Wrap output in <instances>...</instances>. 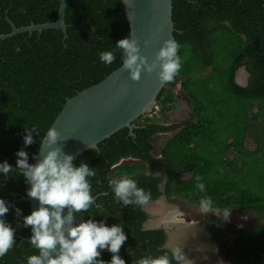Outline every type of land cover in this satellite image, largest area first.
Returning a JSON list of instances; mask_svg holds the SVG:
<instances>
[{
	"label": "trees",
	"instance_id": "1",
	"mask_svg": "<svg viewBox=\"0 0 264 264\" xmlns=\"http://www.w3.org/2000/svg\"><path fill=\"white\" fill-rule=\"evenodd\" d=\"M60 5L61 0H0V35L12 33L13 24L53 23ZM173 20L182 68L159 95L157 112L172 110L174 89L181 83L192 104L191 117L166 126L142 116L135 137L123 129L74 160V166L83 162L96 172L88 178L96 200L88 211L76 213V222L91 218L109 227L122 225L127 240L119 256L125 264L164 254L166 230H145L150 216L143 207H124L114 198L109 181L128 176L151 193L150 202L165 194L200 205L201 197L208 196L216 213L254 214L259 223L238 234L230 264H264V0H174ZM66 24V32L48 29L0 39V163L16 168L15 153L21 149L34 163L41 138L67 101L122 66L115 45L131 31L123 0H71ZM102 51H113L116 60L102 63ZM242 68L249 74L247 86L236 82ZM25 128H36L29 146L23 141ZM173 132L156 157L151 140ZM251 137L255 149L247 147ZM197 175L205 185L203 193L196 188ZM164 180L163 193L159 184ZM29 187L18 170L7 177L0 173V199L9 205L4 219L15 229V245L0 264H27L28 256L38 254L28 241L31 227L23 224L31 214L30 203L23 200ZM225 222L216 217L201 223L199 238L208 244L220 240ZM111 256L99 258L110 261Z\"/></svg>",
	"mask_w": 264,
	"mask_h": 264
},
{
	"label": "clouds",
	"instance_id": "2",
	"mask_svg": "<svg viewBox=\"0 0 264 264\" xmlns=\"http://www.w3.org/2000/svg\"><path fill=\"white\" fill-rule=\"evenodd\" d=\"M124 2L125 5L128 4V0ZM115 46L122 53V68L129 72L133 81H139L142 72H156L161 84H169L175 81L182 68V60L178 55L180 44L175 39L164 40L151 62L141 54L139 43L131 31ZM99 59L102 63L111 65L116 60V55L113 51H102ZM35 131L36 128H25V146L34 143L32 133ZM58 137L55 127H49L40 140L41 147L46 141L49 150L36 163H29L28 153L23 149L15 153L16 168L7 161L0 163V173L5 177L19 171L25 183L30 185L26 191L27 196L39 202L37 209L23 217L24 226L31 227L30 243L38 251V254L26 258L27 264H125L119 256L120 249L127 240L122 225L114 224L109 227L104 221L91 218L74 223L76 213L86 212L93 206L95 197L88 178L94 177L96 172L83 162L78 167L74 166L72 155L62 153L60 148H53ZM195 179L196 188L201 193L205 192L202 177L197 175ZM109 187L116 202L122 203L124 207H143L152 199L150 192L138 187L136 181L128 176L110 180ZM199 203L202 212H208L213 206L212 198L208 196L201 197ZM65 209L67 214H64ZM8 212V203L0 199V258L15 245V229L4 219ZM15 213L20 216L21 210L15 208ZM229 215L230 213H225V220ZM164 248V254L156 257L148 255L133 264H173V261L176 264H188L179 244H165ZM104 249L112 254L110 261L99 258L100 250Z\"/></svg>",
	"mask_w": 264,
	"mask_h": 264
},
{
	"label": "water",
	"instance_id": "3",
	"mask_svg": "<svg viewBox=\"0 0 264 264\" xmlns=\"http://www.w3.org/2000/svg\"><path fill=\"white\" fill-rule=\"evenodd\" d=\"M70 1L61 0L58 19L55 22L21 28L13 24L12 33L0 35V39L27 32L42 33L48 29H61L66 32V11ZM125 10L130 30L139 43L141 54L146 56L149 62L154 59L164 40H176L174 0H128ZM236 82L242 85L238 78ZM165 87L166 84H161L156 72H142L140 80L133 81L129 72L121 66L100 83L67 101L52 125L59 133L57 143L52 147L60 148L62 153L70 154L76 160L87 151L98 149L99 144L123 129L128 128L130 135L135 137L134 130L138 128L136 122L140 117H150L158 110V97ZM48 150L45 141L38 153L33 155L34 163L42 159ZM23 200L30 203L31 212L39 206L38 200L29 196ZM64 214H67L66 209ZM74 223H77L76 219ZM146 228L155 227L152 222H148ZM28 241L30 242V239ZM100 251L101 256L109 253L107 249Z\"/></svg>",
	"mask_w": 264,
	"mask_h": 264
},
{
	"label": "rangeland",
	"instance_id": "4",
	"mask_svg": "<svg viewBox=\"0 0 264 264\" xmlns=\"http://www.w3.org/2000/svg\"><path fill=\"white\" fill-rule=\"evenodd\" d=\"M191 55L197 61L196 55L193 53ZM237 78L243 86H246L249 78L247 70L240 69ZM174 93L176 103L172 110L165 115L158 112L154 113L149 118H153L157 123L166 126L181 124L189 120L192 104L185 95L181 83L175 87ZM257 125L258 128L262 127V123ZM176 133L158 134L151 140L154 145L153 154L156 157L161 156L162 149ZM247 147L249 149L256 148L253 137L248 140ZM183 178L188 179L190 176L187 175ZM148 211L151 214L149 222H152L155 228L165 226L168 229V244H179L188 259V264H230L234 242L238 234L253 229L259 223L257 217L252 213L229 212V218L225 220L226 224L221 231V234L224 235L220 240L208 244L206 239L199 238L204 233L203 228L201 229V223L206 222L208 224L207 222L216 217L221 220L222 218L226 219L225 213L219 214L212 210L202 212L200 205L193 204L188 200L177 199L173 201L166 198H161L149 205ZM219 225L222 224L219 223Z\"/></svg>",
	"mask_w": 264,
	"mask_h": 264
},
{
	"label": "flooded vegetation",
	"instance_id": "5",
	"mask_svg": "<svg viewBox=\"0 0 264 264\" xmlns=\"http://www.w3.org/2000/svg\"><path fill=\"white\" fill-rule=\"evenodd\" d=\"M248 80H249V78L247 79V85H248ZM247 85H246V86H247ZM147 174H148V175H153V176H155V177H161V176L163 175L162 172H157V171H156V172H154V171H149V172H147ZM185 176H187V175H182L181 179H184L183 177H185ZM159 189H160L161 192H163V193L165 192V189H166V180L162 181V182L159 184ZM161 198H166V199L173 200V201H175V200H177V199H180V198H178V197H168V196H166L165 194L162 195L159 199H161ZM159 199H157V200H155V201H153V202H150L149 204L143 206V211H145L147 214H149L150 218H151V214H150V212L148 211V206L151 205V204H153V203H155V202H157ZM149 220H150V219H149ZM149 220H147V222L144 224V229H145V230L165 229L166 232L169 234V231H168L167 228H165V226H163L164 228L161 227V228L147 229L146 226H147ZM166 222H167V221H166Z\"/></svg>",
	"mask_w": 264,
	"mask_h": 264
},
{
	"label": "built area",
	"instance_id": "6",
	"mask_svg": "<svg viewBox=\"0 0 264 264\" xmlns=\"http://www.w3.org/2000/svg\"><path fill=\"white\" fill-rule=\"evenodd\" d=\"M158 111V110H157ZM157 111L155 113H157Z\"/></svg>",
	"mask_w": 264,
	"mask_h": 264
}]
</instances>
